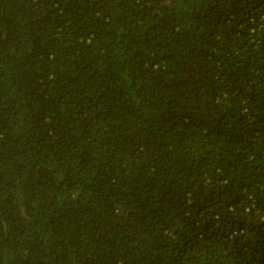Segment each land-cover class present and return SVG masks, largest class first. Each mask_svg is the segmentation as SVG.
<instances>
[{
	"label": "trees",
	"instance_id": "trees-1",
	"mask_svg": "<svg viewBox=\"0 0 264 264\" xmlns=\"http://www.w3.org/2000/svg\"><path fill=\"white\" fill-rule=\"evenodd\" d=\"M0 264H264V0H0Z\"/></svg>",
	"mask_w": 264,
	"mask_h": 264
}]
</instances>
